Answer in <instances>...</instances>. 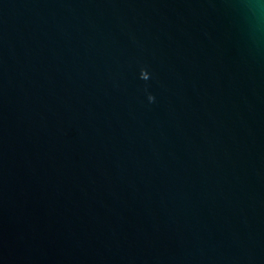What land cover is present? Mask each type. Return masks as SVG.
Listing matches in <instances>:
<instances>
[{
    "label": "water",
    "instance_id": "1",
    "mask_svg": "<svg viewBox=\"0 0 264 264\" xmlns=\"http://www.w3.org/2000/svg\"><path fill=\"white\" fill-rule=\"evenodd\" d=\"M0 264H264V0H0Z\"/></svg>",
    "mask_w": 264,
    "mask_h": 264
}]
</instances>
